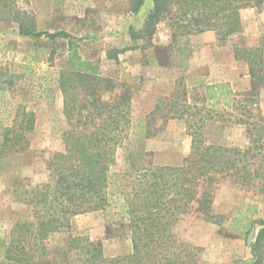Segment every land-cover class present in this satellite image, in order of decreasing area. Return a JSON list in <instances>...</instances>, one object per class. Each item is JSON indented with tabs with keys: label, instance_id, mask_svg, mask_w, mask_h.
Here are the masks:
<instances>
[{
	"label": "trees",
	"instance_id": "1",
	"mask_svg": "<svg viewBox=\"0 0 264 264\" xmlns=\"http://www.w3.org/2000/svg\"><path fill=\"white\" fill-rule=\"evenodd\" d=\"M145 1L132 0L130 12L137 15ZM263 6L264 0H152L142 28H129L131 39H152L161 24L169 27L172 43L212 32L219 46L232 44L235 59L249 66L251 93L235 95L228 83L196 87L204 92L201 102L193 98L192 104L186 86L177 82L146 118L145 140L155 138L171 120L183 121L192 139L190 155L181 166L148 167L129 154L130 167L123 173L117 154L133 124L131 87L105 77L98 63L83 58L71 35L39 32L33 14L22 10L18 0H0V21L14 23L20 36L69 41L55 80L68 127L63 149L43 152L46 181L21 185L19 200L31 209L32 220L9 232L0 229V264H201L203 249L179 236L180 222L196 215L218 224L213 204L220 181L264 194V116L258 105L264 60L260 48H241L234 41L244 32L242 10ZM19 79L0 75V92L12 90ZM222 103L241 112L236 125L251 129L246 150L206 142L207 122L224 117ZM158 117L163 122L156 128ZM36 124L34 112L16 107L12 123L0 125V161L30 150ZM110 209L119 214V233L132 243L129 256L108 258L100 242L69 234L73 218ZM253 224L260 228L254 240H247L252 258L238 264H264V220L232 230L249 236ZM60 234L69 236L52 245Z\"/></svg>",
	"mask_w": 264,
	"mask_h": 264
},
{
	"label": "rangeland",
	"instance_id": "2",
	"mask_svg": "<svg viewBox=\"0 0 264 264\" xmlns=\"http://www.w3.org/2000/svg\"><path fill=\"white\" fill-rule=\"evenodd\" d=\"M131 3L132 0H18L22 10L33 14L37 31L52 34L65 32L71 35L83 58L98 63L102 71L115 66L114 71H111L115 73L112 74L114 78L118 76L120 80L128 75L118 68L119 57L127 50L142 49V57L141 52H138L141 63L166 67L162 74L155 69L144 73L148 80L138 81L137 84L126 82L132 92H140L137 94L135 109L132 110L130 137L117 154L118 170L123 173L129 170V154L138 156L148 167L181 166L192 151V139L186 124L171 120L155 138L145 140L146 118L158 102L159 98L156 101L155 95L164 97L161 95L171 92L174 84L172 72L179 69L186 74L185 66L190 64L191 52L195 50L196 54L199 44L194 43L196 39H183L169 45L171 31L167 25L152 39H131L129 24L134 18L130 12ZM242 13L249 31L245 32L244 29L242 36L234 41L241 48H260L264 60V6L260 9L248 7ZM68 42L63 39L50 42L47 39L37 41L22 37L14 23L0 21V75L6 73L20 78L12 90L0 92V125L12 123L18 105L37 116L30 150L0 161L2 231L9 232L16 224L32 220L31 209L19 200L21 185L46 181L43 152L52 153L63 149L62 135L68 127L63 115V97L55 80L57 71L62 67L63 57L66 56ZM228 46L227 56L232 54V49L234 51L232 44ZM245 65L240 68L242 80L247 71ZM178 81L186 86L192 104H195L194 101L201 102L204 90L198 89L200 85H189L186 76ZM263 89L264 85L258 88L260 94ZM234 90L236 95L241 96L251 93L249 84L247 88V83L244 85L243 82L235 85ZM141 91L147 95L141 94ZM240 100L241 97L236 101ZM221 108L219 112L224 113V117L219 115L206 124V142L246 150L250 146L251 129L234 123L241 118V112L234 111L231 106L222 105ZM162 122L158 117L156 128ZM213 213L217 216L218 224L190 215L180 222L176 231L183 240L203 249L201 264L248 262L252 256L247 240H254L260 227L253 224L255 230L249 236L232 228L264 220V194L258 193L257 189L241 188L228 180L220 181L215 190ZM119 220V214L113 209L79 215L72 219L69 234L86 236L100 242L108 258L129 256L133 249L132 243L124 237V233H119L122 230ZM69 234L55 235L51 244L62 243Z\"/></svg>",
	"mask_w": 264,
	"mask_h": 264
},
{
	"label": "crops",
	"instance_id": "3",
	"mask_svg": "<svg viewBox=\"0 0 264 264\" xmlns=\"http://www.w3.org/2000/svg\"><path fill=\"white\" fill-rule=\"evenodd\" d=\"M151 9H152V0H146L140 12L137 15H133L134 18L133 20H131L129 24V28L133 26L136 29H141ZM241 15L243 17V13H241ZM243 25H244V29L246 30L245 32L249 31V28L245 25L244 20H243ZM253 26H250V28H252ZM162 27H166V25L165 24L159 25L157 28L156 34H158V31H160ZM156 34L154 35V37L156 36ZM183 39L184 41L188 39H196L194 40V43L196 42L199 44L196 50L197 53L194 54L195 50L194 51L192 50L191 57H190L191 58L190 64H188V66H185L186 68L185 71H187L185 72L186 74H183V72L180 71L179 69H175L172 72L174 74L173 88L168 95H161V96H164V97L170 96L175 91L176 84L177 82H179L178 80L182 78L183 76H186L188 84L192 86L200 85V87H205V86H210V85L228 83L230 85L232 92L235 95H236V92L234 88H235V85L237 86L239 84V82H243L244 85L247 83V88L249 84V90H250V88L252 87V79L250 75L249 66L245 62L242 63V61H237L235 59V54H234L233 49H232V54L227 56L226 51L227 49H229L228 47L230 46L228 45L223 46V47L219 46L216 35L214 33L208 32V33L201 34L198 36H190V37L181 36L177 38L175 43L178 40L181 41ZM172 44L174 45V43L170 41L169 45H172ZM141 50L142 49L135 50V51L127 50L123 53V55L122 54L120 55L119 57L120 65L118 68L122 69V71H126L128 74L127 76L122 78L123 80L122 79L120 80L125 81V82H128V81L135 82L137 84L138 81L142 82L144 81V79L148 80V78H146L144 73L150 72L151 69L159 70L158 72H160L161 74L163 72L165 73V69H166L165 66H162L159 64L157 66L146 65L144 63H141L140 56L138 54V52L140 51L141 57H142L143 51ZM186 63H187V60H186ZM242 65L243 66L245 65L246 66L245 69L247 70L246 73L243 74V80L241 79L242 75L240 72V68H242ZM114 67L112 68L110 67L112 70L108 69L106 71H102V73L105 77H110L112 79L119 80L118 76L114 78V75H112V74H115L114 72L111 73V71H114V69L116 68ZM137 91L138 90L132 93V110L135 109L137 94L140 92V91L138 92ZM142 92L144 91H141V94H146ZM158 98H160V95L156 94L155 95L156 101ZM222 105L224 104L223 103L220 104V107ZM259 107L264 116V89L260 94Z\"/></svg>",
	"mask_w": 264,
	"mask_h": 264
}]
</instances>
